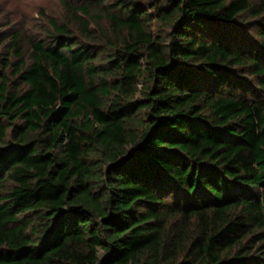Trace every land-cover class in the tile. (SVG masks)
Listing matches in <instances>:
<instances>
[{"label":"trees","instance_id":"1","mask_svg":"<svg viewBox=\"0 0 264 264\" xmlns=\"http://www.w3.org/2000/svg\"><path fill=\"white\" fill-rule=\"evenodd\" d=\"M68 8L0 41V264H264V0Z\"/></svg>","mask_w":264,"mask_h":264},{"label":"rangeland","instance_id":"2","mask_svg":"<svg viewBox=\"0 0 264 264\" xmlns=\"http://www.w3.org/2000/svg\"><path fill=\"white\" fill-rule=\"evenodd\" d=\"M80 0H0V41L2 45V57L9 56V37L13 33L20 35L19 44L22 54L28 57L30 51V39L46 38L50 34L49 19L63 22L71 19V9L68 6L75 5ZM254 37L253 33H249ZM248 36V35H247ZM15 60L14 56L11 57ZM1 66V62H0ZM1 69V68H0Z\"/></svg>","mask_w":264,"mask_h":264}]
</instances>
